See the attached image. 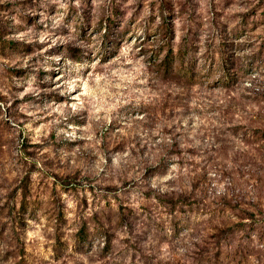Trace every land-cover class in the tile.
I'll use <instances>...</instances> for the list:
<instances>
[{
  "label": "rangeland",
  "instance_id": "obj_1",
  "mask_svg": "<svg viewBox=\"0 0 264 264\" xmlns=\"http://www.w3.org/2000/svg\"><path fill=\"white\" fill-rule=\"evenodd\" d=\"M0 264H264V0H0Z\"/></svg>",
  "mask_w": 264,
  "mask_h": 264
},
{
  "label": "trees",
  "instance_id": "obj_2",
  "mask_svg": "<svg viewBox=\"0 0 264 264\" xmlns=\"http://www.w3.org/2000/svg\"><path fill=\"white\" fill-rule=\"evenodd\" d=\"M109 22V21H108ZM172 49H170L169 53L170 54H165L163 61H162V66L168 68L170 66V62L172 63L173 60V55H172Z\"/></svg>",
  "mask_w": 264,
  "mask_h": 264
}]
</instances>
